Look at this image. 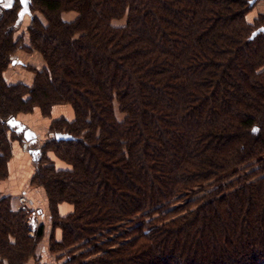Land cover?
Instances as JSON below:
<instances>
[{
	"label": "trees",
	"instance_id": "16d2710c",
	"mask_svg": "<svg viewBox=\"0 0 264 264\" xmlns=\"http://www.w3.org/2000/svg\"><path fill=\"white\" fill-rule=\"evenodd\" d=\"M253 0L0 3V185L8 121L70 105L32 185L44 188L61 264H264V15ZM73 13V20L65 14ZM115 25V27L113 26ZM19 48L40 53L32 86L8 84ZM117 109L119 110L118 116ZM19 139V138H18ZM0 190V264H26L45 233ZM74 211L61 216L58 207ZM58 264V263H57Z\"/></svg>",
	"mask_w": 264,
	"mask_h": 264
},
{
	"label": "crops",
	"instance_id": "0c3cea01",
	"mask_svg": "<svg viewBox=\"0 0 264 264\" xmlns=\"http://www.w3.org/2000/svg\"><path fill=\"white\" fill-rule=\"evenodd\" d=\"M257 3V6L249 15L250 21H254L259 14H264V0H260ZM31 21L32 17L23 20L22 27L15 37V39L23 37V44L27 47L30 45L28 28ZM17 58L18 60L15 61ZM13 62H16V64L13 65ZM13 62L4 73L5 81L11 85L23 83L32 86L35 80L34 69L42 70L46 67L45 60L40 53L35 51L27 52L24 48L17 50L15 57H13ZM16 118L37 134V147L40 148L49 137L52 123L61 118L73 120L74 111L70 105H56L53 107L49 117H45L41 110L36 108L33 113H21ZM11 132L15 133L20 141H12L10 174L1 184L0 190L5 196L13 197L15 208L22 207L18 202V198L25 196L28 199L29 202L26 206L36 212L31 222L32 236H34L40 225L43 224L45 226L44 236L37 246L36 257L31 258L26 264H61L62 260L58 261L57 255L51 253L50 239L54 233L56 240L60 241L62 239V230L57 228L53 232L47 194L44 188L32 185V178L36 173L38 159H35L30 153L33 147L24 140V137L16 132ZM58 211L64 217L72 213L74 207L69 203H62L59 205Z\"/></svg>",
	"mask_w": 264,
	"mask_h": 264
},
{
	"label": "water",
	"instance_id": "95a60500",
	"mask_svg": "<svg viewBox=\"0 0 264 264\" xmlns=\"http://www.w3.org/2000/svg\"><path fill=\"white\" fill-rule=\"evenodd\" d=\"M22 1V5H23V11L21 13V17L25 14H29V6H30V0H21ZM257 1L259 0H253L252 1V5H254ZM14 2V0H12V3ZM264 32V27L263 28H259L258 30H256L253 33V38L255 36H257L259 33ZM16 63L13 62V65H15ZM8 125L11 129V131L16 132L19 135H22L24 137V140L26 142H28L32 147L35 146L38 142V137L37 134L27 128L25 125H23L19 120H17V118H12L11 120L8 121ZM55 138L60 141V140H69L71 139V136H69L68 134H63V133H57L55 135ZM30 153L34 156L35 159H38L41 153L40 148L34 149L32 148L30 150Z\"/></svg>",
	"mask_w": 264,
	"mask_h": 264
},
{
	"label": "rangeland",
	"instance_id": "374dc122",
	"mask_svg": "<svg viewBox=\"0 0 264 264\" xmlns=\"http://www.w3.org/2000/svg\"><path fill=\"white\" fill-rule=\"evenodd\" d=\"M21 1V0H20ZM260 1V0H259ZM259 1H257V2H259ZM8 2V0H4V3H3V5L5 4V3H7ZM255 3V5H254V7L251 9V11L257 6V4L258 3ZM21 3H22V1H21ZM23 4V3H22ZM5 7V6H4ZM11 7H12V0H11ZM11 7H5V8H11ZM22 11H23V5H22V10L20 11V13H19V22H20V28L22 27V22H23V20H26V19H29V18H33V16H37V17H39L41 20H43V21H45L43 18V16H42V14H40L39 12H32L31 10H30V7H29V11H30V13L29 14H25V15H23L22 17H21V13H22ZM251 11L247 14V16H246V20H247V22L248 23H250V24H254L255 23V21H256V19L260 16V15H264V14H259L256 18H255V20L254 21H250V14H251ZM76 15L75 14H73V13H68V14H65L64 15V18L66 19V20H73V18L75 17ZM20 28H19V30H17L16 31V33H15V37H16V35H17V32H19L20 31ZM33 52V51H32ZM16 53H17V51H16ZM15 53V54H16ZM15 54H14V56L13 57H15ZM18 60V58L15 60V61H17ZM16 63V62H15ZM6 72V71H5ZM4 72V73H5ZM21 114V113H20ZM117 114H118V116H120L121 117V115L119 114V110L117 109ZM74 118H75V115H74ZM57 121V120H56ZM55 122V121H54ZM53 124V123H52ZM52 126V125H51ZM20 136H22V135H20ZM49 137L50 138H53V137H55V135L52 133V132H50L49 133ZM48 137V138H49ZM20 141L18 138L17 139H14L13 140V142H15V141ZM33 148L34 149H37L38 147H37V144L35 145V146H33ZM30 154V153H29ZM0 188H1V185H0ZM1 193H2V191H1ZM2 195H4L3 193H2ZM19 200H18V202L20 203V205L21 206H25V204H23V202H21V199L20 198H18ZM28 205V204H27ZM33 217H34V215H33ZM31 235H32V232H31ZM55 255H57V254H55ZM59 255H57V257H58Z\"/></svg>",
	"mask_w": 264,
	"mask_h": 264
},
{
	"label": "built area",
	"instance_id": "2783aa9c",
	"mask_svg": "<svg viewBox=\"0 0 264 264\" xmlns=\"http://www.w3.org/2000/svg\"><path fill=\"white\" fill-rule=\"evenodd\" d=\"M21 202H23V204H25V206L28 204V199L25 196H22L21 198Z\"/></svg>",
	"mask_w": 264,
	"mask_h": 264
},
{
	"label": "snow or ice",
	"instance_id": "6c2138e0",
	"mask_svg": "<svg viewBox=\"0 0 264 264\" xmlns=\"http://www.w3.org/2000/svg\"><path fill=\"white\" fill-rule=\"evenodd\" d=\"M4 0H0V3H3ZM5 7H11V0H8L7 3L4 4Z\"/></svg>",
	"mask_w": 264,
	"mask_h": 264
},
{
	"label": "clouds",
	"instance_id": "9594fccd",
	"mask_svg": "<svg viewBox=\"0 0 264 264\" xmlns=\"http://www.w3.org/2000/svg\"><path fill=\"white\" fill-rule=\"evenodd\" d=\"M115 27V25H113Z\"/></svg>",
	"mask_w": 264,
	"mask_h": 264
}]
</instances>
